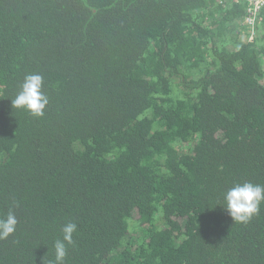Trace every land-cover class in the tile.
<instances>
[{
    "label": "trees",
    "instance_id": "16d2710c",
    "mask_svg": "<svg viewBox=\"0 0 264 264\" xmlns=\"http://www.w3.org/2000/svg\"><path fill=\"white\" fill-rule=\"evenodd\" d=\"M232 0H0V264H264V30ZM40 74L42 117L13 107Z\"/></svg>",
    "mask_w": 264,
    "mask_h": 264
},
{
    "label": "clouds",
    "instance_id": "9594fccd",
    "mask_svg": "<svg viewBox=\"0 0 264 264\" xmlns=\"http://www.w3.org/2000/svg\"><path fill=\"white\" fill-rule=\"evenodd\" d=\"M49 98L43 91V77L40 74L26 75L21 90L12 99V105L18 109H25L34 117H42ZM227 202V211L231 218L238 223H248L252 217L259 213L260 204L264 201V186L245 182L236 184L224 195ZM18 220L13 212L6 218L0 219V239H6L15 232ZM77 225L69 222L62 228L63 239H57L54 244L55 264H64L67 255V244L73 243V233ZM52 264V262H49Z\"/></svg>",
    "mask_w": 264,
    "mask_h": 264
},
{
    "label": "built area",
    "instance_id": "2783aa9c",
    "mask_svg": "<svg viewBox=\"0 0 264 264\" xmlns=\"http://www.w3.org/2000/svg\"><path fill=\"white\" fill-rule=\"evenodd\" d=\"M245 4V16L242 19V24L248 28H252L251 32L248 30L250 39H253L254 34L260 31L264 25V0H236Z\"/></svg>",
    "mask_w": 264,
    "mask_h": 264
},
{
    "label": "bare ground",
    "instance_id": "6f19581e",
    "mask_svg": "<svg viewBox=\"0 0 264 264\" xmlns=\"http://www.w3.org/2000/svg\"><path fill=\"white\" fill-rule=\"evenodd\" d=\"M236 0H232V2H235ZM240 2V1H239ZM219 3L221 4L222 3V0H219Z\"/></svg>",
    "mask_w": 264,
    "mask_h": 264
},
{
    "label": "rangeland",
    "instance_id": "374dc122",
    "mask_svg": "<svg viewBox=\"0 0 264 264\" xmlns=\"http://www.w3.org/2000/svg\"><path fill=\"white\" fill-rule=\"evenodd\" d=\"M262 30H264V25H262Z\"/></svg>",
    "mask_w": 264,
    "mask_h": 264
}]
</instances>
